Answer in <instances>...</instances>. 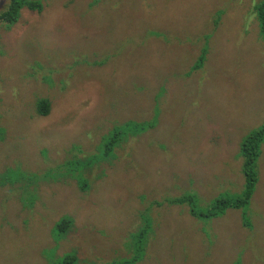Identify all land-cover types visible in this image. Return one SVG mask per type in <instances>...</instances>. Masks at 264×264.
Returning a JSON list of instances; mask_svg holds the SVG:
<instances>
[{
	"label": "rangeland",
	"instance_id": "374dc122",
	"mask_svg": "<svg viewBox=\"0 0 264 264\" xmlns=\"http://www.w3.org/2000/svg\"><path fill=\"white\" fill-rule=\"evenodd\" d=\"M40 1L0 23V175L18 187H0V264L132 256L148 222L134 264H264V142L250 203L206 212L245 191L241 142L264 125L260 0Z\"/></svg>",
	"mask_w": 264,
	"mask_h": 264
},
{
	"label": "trees",
	"instance_id": "16d2710c",
	"mask_svg": "<svg viewBox=\"0 0 264 264\" xmlns=\"http://www.w3.org/2000/svg\"><path fill=\"white\" fill-rule=\"evenodd\" d=\"M24 7L36 8L39 11L43 9L40 0H10L6 9L0 13V23L5 22L7 23L6 25L8 27L14 25L19 20L21 11ZM254 13L256 15V18L259 20L261 30L264 34V0H260L259 2L255 3ZM50 106H51V102L48 99L41 98L38 101V105H37L38 112L41 115H47L50 112ZM144 122L145 121H137L136 122L137 124L136 123L132 124L129 122L128 129H125V127L119 128L118 131L114 132V135L117 137V135L121 133L122 136L120 137V140L123 139L124 137H126L127 139L130 136L137 137L138 134H141L146 131L147 126ZM0 136H1V141L4 140L6 137V129L2 125H0ZM114 141L115 140L113 138L105 142V146L107 150H111ZM263 142H264V125L252 131L241 142L240 154L243 157L242 167H243L244 176L246 178V189L242 194H239L237 196L229 197L228 199L222 197L216 202H212V205L207 209L208 211H206L209 217H217L227 207L240 209L241 207H244L250 203V199L254 192L255 184L257 181V174L255 171L256 160L258 158L260 147ZM67 163L68 164L66 168L68 173H71V175L75 174L74 176H76V178L78 173L79 175L83 176L81 173V169L85 170L86 168L85 166L87 164H84L83 162H80L79 164H76L74 162L70 163V161H68ZM16 176H17V171L14 167L5 168L3 173L0 175V187H4L9 184L11 188L17 189L18 187L15 180ZM186 199L188 198L182 197V198L173 199L171 202L174 201L181 202V201H185ZM156 202H161V201H156ZM22 204L24 205V203ZM211 208L212 210H210ZM192 212L194 214H197V212L194 209H192ZM242 215H244L243 226L247 227L250 224V217H248V215L244 211ZM72 223L73 220L72 218H70V216H64L62 217L61 220H58L55 227V233L57 237L61 236V234H63L71 226ZM150 226L151 223L148 222L145 224V226H142L136 233L133 234V238L135 239L134 242L135 253L132 256H127L124 258L119 257L118 259L106 263H99L96 261L81 262L77 253L74 250H72L66 252L62 256L61 255L56 256L54 264H134L135 262L139 261L145 253V248H146L145 246L151 231Z\"/></svg>",
	"mask_w": 264,
	"mask_h": 264
}]
</instances>
